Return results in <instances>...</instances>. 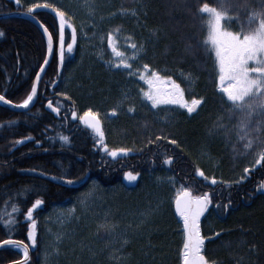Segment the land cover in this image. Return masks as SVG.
I'll return each mask as SVG.
<instances>
[{
    "label": "trees",
    "instance_id": "1",
    "mask_svg": "<svg viewBox=\"0 0 264 264\" xmlns=\"http://www.w3.org/2000/svg\"><path fill=\"white\" fill-rule=\"evenodd\" d=\"M117 1L123 8H132L139 3V0ZM140 2L143 3L141 14L145 28L150 29L152 37L147 47L146 64L156 71L167 69L192 74L197 80L194 87L179 77L172 78L185 89L188 99L203 98L200 111L189 114L173 109L178 115L177 121L168 124L157 120L150 105L146 104L138 106L116 126L104 123L106 137L112 132L121 139L114 145L105 138L104 143L109 149L131 150L127 155L110 157L97 144L95 133L72 117L73 111L81 112L85 108L100 113L103 98L108 96L105 89L107 73L104 74L103 67L95 65V69L87 70L86 67V72L79 78L75 75L85 67H76L78 38L73 51H67V44L71 42V28L67 26L65 60L61 66L58 19L49 8L37 9L33 14L53 35L54 53L31 107L15 111L0 103V242L8 239L24 241L29 245L27 264H43L44 221L46 213L53 207L71 203L92 181L111 187L123 182L128 172L136 175L137 180L143 175L168 172L194 196L204 193L211 196L208 212L214 215L217 226L212 230L202 229L205 237L202 254L209 264H264V188L261 187L264 162L255 164L264 151V144L260 143L264 140V127L255 131L256 122L264 118L254 117L248 129V139H252L253 144L245 149L247 140L239 138L244 134L240 127L241 114L230 113L229 104L217 90L214 54L206 51L204 44L208 35V15L199 11L205 3L221 10L220 5L226 0ZM240 2L244 7L223 11L226 17H239L227 20L231 30L240 31L243 25L248 31V18L258 9L259 3L258 0ZM43 3L59 8L52 0H20L19 5L16 0H0V13L25 12L33 4ZM64 12L68 22L76 27L74 20ZM112 24L122 26L130 33V25L125 20L118 19ZM0 32L3 33L0 36V94L18 104L30 92L35 75L45 60L47 41L39 27L20 16L0 19ZM96 71L100 74L97 78ZM66 80H70L69 85L79 88L76 87V91L69 89ZM74 92L81 95L78 97ZM49 100L54 107L60 108L59 114L47 107ZM62 136L68 140L63 141ZM17 140L24 142L16 144ZM172 140L177 143L172 144ZM197 147L208 150L220 161L216 185H211L210 177L209 180L198 177L196 170L202 169L190 151ZM168 157L172 158L171 164L164 163ZM245 167L249 168L248 173H244ZM86 177L87 180L81 183ZM67 180L73 183L68 184ZM36 199H41L43 204L33 212L37 242L32 245L27 238L31 221L26 219V213ZM5 221L12 223L5 224ZM158 225L163 229L162 233L152 237L155 248L150 245L141 250L135 248L134 242L127 247L128 253L119 257L122 264H182L183 245L178 250L184 242L181 218L174 211V216L168 215ZM63 253L66 251L61 252L60 264L69 261L100 264L102 259L97 254L91 259L92 253L86 250L76 249L70 258L63 257ZM20 259V250L12 246L0 248V264Z\"/></svg>",
    "mask_w": 264,
    "mask_h": 264
},
{
    "label": "rangeland",
    "instance_id": "2",
    "mask_svg": "<svg viewBox=\"0 0 264 264\" xmlns=\"http://www.w3.org/2000/svg\"><path fill=\"white\" fill-rule=\"evenodd\" d=\"M52 2L70 15L78 29L79 55L76 67L85 68L75 75L79 78V75H84L86 72V67L87 70L90 67L95 69L96 65L103 67L104 74L110 76L106 75L105 78L108 96L103 98L99 113L102 129L106 122L110 127L120 124L127 115L133 114L141 105H150L157 120L168 124L177 121L178 115L173 109L186 112L171 105L152 108L151 103L142 96V90H149L148 84L140 80L138 75L129 76L127 69L114 68L109 63L118 62L111 48L107 51V34L112 32L116 47L125 53L126 57L133 51L129 47L131 43L137 44L138 48L143 47L138 58L129 61L133 71L136 69L143 71L147 47L152 37L150 29L145 28L146 24L141 14L143 3L140 0L132 8L121 7L117 0H52ZM258 3V9L254 13H264V4L261 0H258ZM118 19L125 20L130 25V33L129 30H123L122 26L112 24ZM225 23L228 30L233 31L229 28L227 20ZM151 71L152 69L149 68V74ZM96 73L97 78L100 74L98 71ZM159 73L162 77H179L193 87L197 81L192 74L185 71L163 69L159 70ZM68 82L70 80H66L65 84H68L69 89L76 91L78 86L69 85ZM159 87L163 90L170 86L161 83ZM74 94L77 95L75 92ZM130 108L133 111H129ZM200 109L197 108L195 113L197 114ZM86 110L88 109L85 108L84 111ZM113 110L115 115L112 114ZM84 111H76L77 119ZM105 138L110 144L121 142L118 135L112 132ZM190 151L206 176L218 177L221 164L212 153L198 147ZM181 188L185 186L168 172L143 175L140 180L136 178L134 181H129L124 176L123 182L119 181L111 187L92 181L71 203L55 206L46 213L43 264H60L58 260L62 251L67 253H63V257L70 258L76 249L95 254H90L91 259L97 254L102 258L100 264H122L119 257L128 253L127 247L134 242L137 244L135 248L141 250H145L150 245L155 248L152 237L162 233L163 227L158 225L160 220L166 219L171 214L174 216L175 197ZM72 209L74 212L69 214V210ZM216 223L214 215L207 211L201 218V232L204 229L212 230L217 226ZM182 238L184 239L183 232ZM182 245L183 242L178 250ZM69 262L68 264H73Z\"/></svg>",
    "mask_w": 264,
    "mask_h": 264
},
{
    "label": "snow or ice",
    "instance_id": "3",
    "mask_svg": "<svg viewBox=\"0 0 264 264\" xmlns=\"http://www.w3.org/2000/svg\"><path fill=\"white\" fill-rule=\"evenodd\" d=\"M16 3L19 5L20 0H16ZM261 3L264 4V0H261ZM232 7L239 9L244 7V4L240 0H226V3H221V10H218L205 3L199 11L208 15L206 21L208 35L204 44L205 50L214 54L217 67V90L222 94L224 102L229 104L228 111L232 114H241L240 127L244 134L239 138L240 140H247L244 145L245 149H247L251 148L253 144V140L248 139V129L252 126L254 117L259 115L264 118V13H253L248 18L250 30L245 31L243 25H241V30L235 32L228 30L225 21H230L234 18L238 19L239 17H226L223 11V9ZM39 8H49L54 12L55 18L58 19L59 61L62 66L65 60V28L66 26L71 28V42L67 44V51L70 53L73 51L77 41L76 27L68 22L67 14L64 11L48 3L33 4L27 9V12L32 14ZM257 21L256 26L252 27ZM41 27L44 34L47 35L48 52L51 54L53 52V35L47 26L41 23ZM2 35L3 33L0 32V36ZM114 40L113 33L109 32L107 34L108 47L111 48L114 56L118 58V62L109 63L114 68L127 69L129 76L138 75L140 80L148 84L149 90H142V96L151 103L152 108L155 109L161 105H171L184 109L191 114L203 103V98L193 97L190 101L186 99L185 89L171 76L162 77L159 71L156 70H152L149 74L150 66L148 64L142 66V72L139 69L133 71L132 64L129 61L136 60L143 51V47L138 48L137 44L131 43L129 47L133 51L130 56L126 57L125 53L119 51L116 47ZM47 63L48 60L45 59L44 64ZM44 70V65H40V70L35 75V81L31 85L30 92L21 103L13 104L11 100L6 99L2 94H0V102L12 105L17 109H28L34 98L37 97L38 84L41 80V73ZM161 83L168 84L170 87L162 90L159 87ZM47 107L57 114L60 112V108L54 107L51 100L48 101ZM129 111H133V109L130 108ZM112 114L115 115V110H113ZM72 117L73 119L77 118L75 111L72 112ZM79 120L95 133L98 138L97 144L110 157L116 158L121 154L127 155L131 151L128 148L109 149L108 145L104 143L105 134L99 113L88 109L79 116ZM256 124L255 131H259L261 127H264V119L257 121ZM28 139H31V137ZM61 139L67 141L68 137L62 136ZM157 139L159 140L160 137H157ZM23 142V140L15 141L16 144ZM171 143L176 144L177 141L172 140ZM260 143L264 144V140H261ZM262 162H264V151H261L259 158L255 160V164L260 165ZM164 163L171 164L172 158L168 157ZM243 171L248 173L249 168L245 167ZM196 172L198 177L209 180V177L202 170L197 169ZM125 177L129 181H134L137 178L131 172L125 173ZM240 179L243 180L244 177L241 176ZM66 183L72 184L73 181L67 180ZM210 183L211 185H216L218 181L213 176L210 178ZM261 187L264 188V184ZM42 204L43 201L41 199H36L26 213V219L31 221L27 238L32 245L37 242L36 221L33 219V212ZM211 204L212 199L208 193L194 196L189 188L186 187L181 188L175 197V211L183 222L182 264H209L205 255L202 254L205 237L201 232V218L209 210ZM71 212H74V209L69 210V214ZM8 223H12V221H5V224ZM0 244L15 245L16 248L22 249L24 260L20 264H27L29 245L25 244L24 241L9 239L0 242Z\"/></svg>",
    "mask_w": 264,
    "mask_h": 264
},
{
    "label": "water",
    "instance_id": "4",
    "mask_svg": "<svg viewBox=\"0 0 264 264\" xmlns=\"http://www.w3.org/2000/svg\"><path fill=\"white\" fill-rule=\"evenodd\" d=\"M15 16H20V17H24V18H26V19H28V20H30L32 23H34L37 27H39L40 28V30L43 32V28L41 27V21L32 13V14H29L27 11H14V12H5V13H0V19H5V18H9V17H15ZM43 24V23H42ZM44 33V32H43ZM45 35V34H44ZM45 37H46V41H47V35H45ZM53 53H54V41H53V52L50 54L49 52H48V50H47V54H46V57H45V59H47L48 60V63L47 64H44V62H43V64L42 65H44V72H42L41 73V80H42V78H43V76H44V74H45V71H46V69H47V67L49 66V64H50V62H51V60H52V57H53ZM45 61V60H44ZM39 70H40V68H39ZM38 70V71H39ZM41 80H40V82H39V84H38V91H39V86H40V83H41ZM34 81H35V79H34ZM38 91H37V96H38ZM36 99H37V97L36 98H34V101H33V103L32 104H30V106L29 107H31L33 104H34V102L36 101ZM0 103H2V102H0ZM4 104V103H3ZM13 104H16V103H13ZM7 105V104H6ZM7 106H9L11 109H13V110H15V111H22V110H27V109H17V108H14L12 105H7ZM87 180V177L81 182V183H84L85 181ZM9 240V239H8ZM13 240V239H12ZM5 241V240H4ZM18 241V240H17ZM2 242V241H1ZM9 246H12V247H14V248H16L15 247V245H3V244H0V248L1 247H9ZM16 249H18V248H16ZM24 260V257H22V259H20V260H17V261H13V262H9V263H6V264H20V262H22ZM29 260H30V256H29V254H28V258H27V263L29 262Z\"/></svg>",
    "mask_w": 264,
    "mask_h": 264
},
{
    "label": "bare ground",
    "instance_id": "5",
    "mask_svg": "<svg viewBox=\"0 0 264 264\" xmlns=\"http://www.w3.org/2000/svg\"><path fill=\"white\" fill-rule=\"evenodd\" d=\"M18 250H21L22 251V249H18Z\"/></svg>",
    "mask_w": 264,
    "mask_h": 264
}]
</instances>
